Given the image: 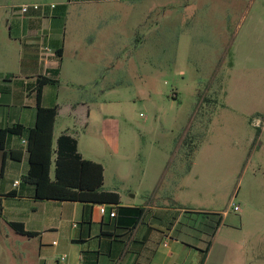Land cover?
Returning a JSON list of instances; mask_svg holds the SVG:
<instances>
[{"label": "rangeland", "instance_id": "1", "mask_svg": "<svg viewBox=\"0 0 264 264\" xmlns=\"http://www.w3.org/2000/svg\"><path fill=\"white\" fill-rule=\"evenodd\" d=\"M32 4L69 11L71 18L62 25L67 45L81 39L80 31L72 29L75 13H118L113 26L118 29L114 42L119 58L104 68L99 78L102 93L96 96L104 104L103 128L98 136L80 137L81 149L86 140H98L97 158L109 162L113 159L109 153L126 156L132 145L134 153L167 159L168 170L173 171L183 149L190 152L192 141H214L217 158L201 162L197 184L200 189L229 187L215 210H224L233 196L239 211L231 207V219L240 220L237 227L223 231L222 237L231 241L223 264H264V0H109L70 5L68 0H0L6 18L15 10L12 7ZM6 26L2 18V36L8 34ZM106 26L101 35L100 26L94 28L85 41L93 38L97 45L107 44L111 34ZM68 56L65 66L70 64ZM60 130L61 123L57 135ZM155 164L150 163L153 169ZM111 172L107 163V187ZM121 175L127 178L128 172ZM189 204L210 206L200 200ZM25 241L0 226V264H37L35 244Z\"/></svg>", "mask_w": 264, "mask_h": 264}, {"label": "crops", "instance_id": "2", "mask_svg": "<svg viewBox=\"0 0 264 264\" xmlns=\"http://www.w3.org/2000/svg\"><path fill=\"white\" fill-rule=\"evenodd\" d=\"M107 1L68 0V4ZM4 8L0 5V20L5 18L8 32L5 36L0 32V129L13 125L31 128L37 105L56 106L54 147L62 134L75 139L83 159L103 166V190L117 193L120 199L118 205L35 199L34 186L23 181L29 169L24 138L8 136L4 152L0 151V226L11 230L18 240L35 244L37 264H223L231 242L227 236L222 237L223 231L225 227H237L240 220L231 219L233 196L224 210H215L229 194V187L224 184L200 189L197 184L201 162L217 158L214 141H192L190 152L183 149L173 171L168 170L167 159L139 155L132 145L126 156L109 153L113 158L109 162L97 158L100 144L94 138L86 140L84 150L81 149L80 137L98 136L103 128L104 104L98 103L96 96L102 93L99 78L102 79L104 68L114 66L119 58L115 52L119 46L114 42L118 29L113 26L118 13H75L72 29L80 31L81 39H72L75 43L67 45L62 25L71 16L65 7L26 14L12 7L15 10L8 18L4 17ZM104 25L111 34L107 44L97 45L93 38L85 41V36L97 26L101 35ZM67 54L70 64L65 66ZM38 77L58 81L56 85L44 86L39 99L35 91ZM59 123L61 130L57 135ZM10 152L20 158L6 157L1 169L4 153L7 156ZM151 162L156 163L157 171ZM107 163L112 167L108 187ZM125 165L127 169L123 171ZM136 167L139 169L133 174ZM125 171L127 178L121 175ZM126 193L128 198L124 197ZM192 200L210 206H193L189 204ZM101 205L106 208L105 215L99 212ZM111 212H115V217L109 216ZM12 222L37 236L17 234L9 226Z\"/></svg>", "mask_w": 264, "mask_h": 264}, {"label": "trees", "instance_id": "3", "mask_svg": "<svg viewBox=\"0 0 264 264\" xmlns=\"http://www.w3.org/2000/svg\"><path fill=\"white\" fill-rule=\"evenodd\" d=\"M56 84L57 80L38 77L35 85L37 99L40 98L44 86ZM56 117V106L37 105L33 127L13 125L0 129V151L4 152L8 136L24 138L29 169L23 181L34 186V198L37 200L118 205L119 195L103 190V166L83 159L77 150L75 139L62 134L54 147L53 131ZM6 157L12 160L20 158L19 154L16 155L14 152L8 153L7 156L4 153L1 169ZM9 226L19 235L37 236L26 232L19 223L12 222Z\"/></svg>", "mask_w": 264, "mask_h": 264}, {"label": "built area", "instance_id": "4", "mask_svg": "<svg viewBox=\"0 0 264 264\" xmlns=\"http://www.w3.org/2000/svg\"><path fill=\"white\" fill-rule=\"evenodd\" d=\"M49 8V9H54L55 6L54 5H47V4H41V5H37V4H32V5H22L19 8V11L21 14H26L29 11H43L44 9ZM17 184V183H16ZM231 207H233L234 211H239V208L237 206L233 205V201L231 202ZM99 212L101 215H105L106 214V208L105 206L101 205L99 207ZM110 217H114L115 216V212H111L109 213ZM56 243H53V245H55ZM63 260V258L61 259Z\"/></svg>", "mask_w": 264, "mask_h": 264}]
</instances>
